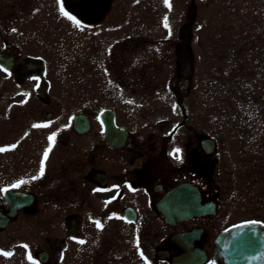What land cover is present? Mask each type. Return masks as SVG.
<instances>
[{
	"label": "rangeland",
	"instance_id": "1",
	"mask_svg": "<svg viewBox=\"0 0 264 264\" xmlns=\"http://www.w3.org/2000/svg\"><path fill=\"white\" fill-rule=\"evenodd\" d=\"M170 3L171 8L165 0H0V50L9 41L18 56L45 60L52 99L47 110L57 122L47 136L67 130L73 114L88 115L90 130L64 147V157L89 162L102 131L98 114L108 107L116 124L141 142L143 158L164 137H173L167 148L176 180L187 178L184 142L211 136L213 180L204 187L216 194L218 184L248 189V181L236 175L249 179L251 149L264 147V0ZM61 5L79 26L61 13ZM34 87L32 80L16 83L0 71V148L8 149L0 152V195L13 180L7 173L13 141L30 120L44 118L42 105L39 117L31 114L35 100L13 101ZM232 189L222 190L229 201ZM73 210H19L0 228V264H166L154 263L150 254V262L146 256L142 262L130 245L131 224L125 228L103 207L79 208L82 228L71 235L61 218ZM251 216L264 220L263 190L251 191ZM42 249L49 253L47 263L38 259Z\"/></svg>",
	"mask_w": 264,
	"mask_h": 264
},
{
	"label": "flooded vegetation",
	"instance_id": "2",
	"mask_svg": "<svg viewBox=\"0 0 264 264\" xmlns=\"http://www.w3.org/2000/svg\"><path fill=\"white\" fill-rule=\"evenodd\" d=\"M4 44L6 49L0 50V71L10 74L13 82L32 80L35 84L33 93L32 89L25 90L13 101L27 99V103H30L35 100L29 110L37 117L44 110L43 106L45 110L44 118L30 120L21 137L13 141L12 146L15 147L9 149L7 173L13 180L11 187H7L0 195L1 211L6 212L9 206L20 205L16 200L17 192L29 193L32 202L20 209L49 205L72 208L74 210L64 214L61 220L68 232L78 235L83 218L78 209L103 207L108 216L119 220L125 228L131 224L130 245L137 250L142 262L143 256L147 258L150 254L154 263L160 261L166 264H174L173 258L178 263L195 264L202 257H205L202 264H228L221 253L218 238L228 236L227 231L233 224L251 221L261 226L264 224L260 217L251 216V191L261 193L263 190L264 197V147L251 149L248 161L250 168L245 174L249 175V179H241L236 175L241 182L248 181L249 188H242L239 183L237 186L227 184L225 187L224 184H218V194L210 191L213 188L204 187V184L208 185L213 180V152L208 153L202 137L198 141L189 138L184 142L183 164L187 178L180 180L174 177L171 169L174 160L168 155L167 142L173 139L172 136L164 137L163 145L154 147L155 151L143 158L146 153L140 151L141 142L135 138L127 135L122 145L112 146L101 131L88 163L79 162L67 154L64 157V147L71 142L76 143L78 135L90 130L91 125L86 132H79L73 119L75 113L67 122V130L55 131L47 136V129L57 127V122L49 120L52 112L47 110L52 99L50 83L45 77L46 66H39L41 60L32 55L18 56L11 42L6 41ZM53 135L54 142L49 139ZM49 148L48 158L44 160V153ZM213 148L215 150L216 145ZM113 154L115 158H112ZM42 161L44 173L40 175ZM237 163L240 160L236 161V169ZM180 182H190L198 187L204 212L166 220L157 203ZM230 187L233 189L228 197L232 196L233 201H229L222 191ZM5 192H13V195L6 196ZM78 229L79 232L75 233ZM260 237L264 238V235L260 234ZM177 255L181 256L177 258ZM256 260L264 264L263 250L258 253ZM48 261L49 253L44 263ZM147 262H150L148 258Z\"/></svg>",
	"mask_w": 264,
	"mask_h": 264
},
{
	"label": "water",
	"instance_id": "3",
	"mask_svg": "<svg viewBox=\"0 0 264 264\" xmlns=\"http://www.w3.org/2000/svg\"><path fill=\"white\" fill-rule=\"evenodd\" d=\"M1 55V54H0ZM43 65V62L39 66ZM100 119L103 123L104 137L106 141L113 146H120L124 143L127 131L123 127H117L114 121L113 111L109 108L102 110ZM74 121L77 130L83 132L89 128V122L85 114H76ZM207 151L212 150L214 140L206 137L202 140ZM13 192H6V196H12ZM16 200L20 205L12 207L7 213L0 212V227L5 226L8 222L9 215H13L16 209L24 204L31 202L32 198L27 193H16ZM158 208L164 215L166 220L174 218H185L193 214L203 213V205L200 203V193L196 186L189 182H182L171 188L157 203ZM75 230L74 232H77ZM228 236H220L218 238L221 253L224 254L228 264H260L256 257L261 250L264 252V226L259 225L256 221L243 222L232 225L227 231ZM262 241V242H260ZM46 252H39L41 260L46 259ZM177 255L176 257H180ZM205 257L200 259L199 264L203 262ZM174 264L178 263L173 258Z\"/></svg>",
	"mask_w": 264,
	"mask_h": 264
},
{
	"label": "snow or ice",
	"instance_id": "4",
	"mask_svg": "<svg viewBox=\"0 0 264 264\" xmlns=\"http://www.w3.org/2000/svg\"><path fill=\"white\" fill-rule=\"evenodd\" d=\"M165 4L166 6H168L169 8H171V3H170V0H165ZM61 13L65 16H67L70 20H72L77 26H79V21L76 20V18L74 16H71L69 15V13H67L63 6L61 5ZM164 23H165V27H168V21H167V17H165V20H164ZM41 125H34V127H40ZM50 141H53L55 140V135H53L52 137L49 138ZM13 148L15 147V145L12 146ZM8 149H5V148H0V152H3V151H7ZM51 149L49 148L48 150L45 151L44 153V160H47L48 158V152L50 151ZM179 149L176 150V153L178 154L179 153ZM179 158V157H178ZM44 173V162L42 161L41 163V168H40V175H43ZM38 178V177H36ZM24 181H21V183H23ZM18 185H13V187H16ZM97 226L98 227H102V225L99 224V222H97ZM81 243H83V241H80ZM26 247V246H25ZM4 255H11V253H3ZM29 259H31V256H29Z\"/></svg>",
	"mask_w": 264,
	"mask_h": 264
}]
</instances>
